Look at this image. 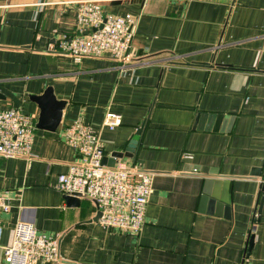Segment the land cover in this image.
Here are the masks:
<instances>
[{
  "label": "crops",
  "instance_id": "crops-1",
  "mask_svg": "<svg viewBox=\"0 0 264 264\" xmlns=\"http://www.w3.org/2000/svg\"><path fill=\"white\" fill-rule=\"evenodd\" d=\"M71 1L0 0V110L35 125L31 158L0 156V264L18 222L56 237L66 264H264V0L105 1L136 18L130 56L79 63L57 48L59 33L76 31ZM47 89L65 104L38 126ZM107 110L121 116L114 129L101 127ZM199 112L225 121L208 126ZM78 117L100 130L106 155L145 122L134 158H123L154 174L137 235L92 221L93 200L69 206L55 188L78 158L62 136Z\"/></svg>",
  "mask_w": 264,
  "mask_h": 264
},
{
  "label": "built area",
  "instance_id": "built-area-1",
  "mask_svg": "<svg viewBox=\"0 0 264 264\" xmlns=\"http://www.w3.org/2000/svg\"><path fill=\"white\" fill-rule=\"evenodd\" d=\"M105 1L109 0L71 1L76 13V31L71 35L59 33L57 48L76 63L85 57L106 54L122 61L130 56L136 18L104 10ZM120 123L121 116L107 110L101 127L114 129ZM34 128L31 117L19 108L0 110V156L31 158ZM62 136L78 158L69 163L65 173L57 176L55 188L66 195L95 200L101 225L137 235L144 224L146 205L153 190V172L129 165L123 158L116 159L113 166L103 164L106 154L100 130L87 125L82 117L66 126ZM8 209V202L0 195V214ZM2 260L5 264H66L60 259L57 238L38 232L32 222L15 225L11 244L2 248Z\"/></svg>",
  "mask_w": 264,
  "mask_h": 264
},
{
  "label": "water",
  "instance_id": "water-1",
  "mask_svg": "<svg viewBox=\"0 0 264 264\" xmlns=\"http://www.w3.org/2000/svg\"><path fill=\"white\" fill-rule=\"evenodd\" d=\"M206 65H208L206 63ZM223 65V64H220ZM38 100L41 103L42 106V111L40 113V117L38 119V123L37 125L40 126L43 124V122L47 121V117L49 115V110L50 108L55 107V109H57V111L60 112V110L63 108L65 102L62 100H56L55 97L51 94L50 89L45 90L44 94L42 96H39ZM206 115V116H204ZM208 118V126L212 123V121L216 120V121H222L223 119H225V116L223 115H217L214 113H201L199 112L197 115V119H202V118ZM213 121V122H214ZM225 120H223L224 122ZM57 123L54 122V125H56ZM144 125L145 122H143L140 126H138L134 132V134L132 135L131 139L129 140L127 146L120 151H112L109 155H105L102 158V163L106 164L107 166H113L116 159H120V158H134L136 149L138 148V144L140 141V137L142 134V131L144 129ZM251 175H258L259 173L256 172H251ZM264 178V174L262 175V179ZM214 183V179L211 178V176L207 177L205 179V183H204V189H203V194L201 197V203H207L208 199L211 195H213L212 193V184ZM262 191L264 192V183L262 184ZM66 203L69 206H78L80 204V198L76 197V196H70V195H63ZM263 198L264 195L262 194L261 198H260V203H259V207L257 209V213H260V208L263 202ZM96 207H97V202L95 200H93ZM100 211L97 209L95 216L92 218V221L97 222L98 218L100 216ZM252 241H253V236L252 234L249 233L248 235V240H247V245H246V249H250L251 245H252ZM70 263V262H69Z\"/></svg>",
  "mask_w": 264,
  "mask_h": 264
}]
</instances>
